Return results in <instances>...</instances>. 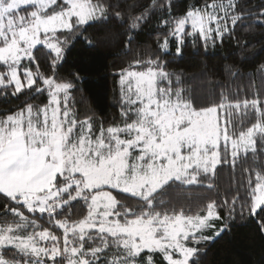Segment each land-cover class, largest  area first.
I'll list each match as a JSON object with an SVG mask.
<instances>
[{
  "label": "snow or ice",
  "instance_id": "snow-or-ice-1",
  "mask_svg": "<svg viewBox=\"0 0 264 264\" xmlns=\"http://www.w3.org/2000/svg\"><path fill=\"white\" fill-rule=\"evenodd\" d=\"M172 4L151 0L134 13L135 5L113 11L122 5L110 0H0V99L24 97L0 114V196L8 201L0 264H202L201 245L228 230L221 210L233 219L238 197L218 202L196 193L207 203L193 207L174 193L213 191L224 165H247L241 214L264 212V101H233L224 91L218 102L204 101L163 59L173 41L181 56L188 37L207 47L238 27H264V4L253 11L241 0H204L179 16ZM157 11L166 15L157 50L119 72L122 121L101 122L97 132L92 117L80 119L71 107L81 78L60 76L67 54L80 41L89 48L106 42L84 33L112 21L130 51ZM41 96L46 102H33ZM45 217L51 228L40 223Z\"/></svg>",
  "mask_w": 264,
  "mask_h": 264
},
{
  "label": "trees",
  "instance_id": "trees-1",
  "mask_svg": "<svg viewBox=\"0 0 264 264\" xmlns=\"http://www.w3.org/2000/svg\"><path fill=\"white\" fill-rule=\"evenodd\" d=\"M110 2L122 5V8L113 11L129 10L135 5L133 11L139 13L151 3V0H110ZM203 2L204 0H173L172 12L179 16L189 6ZM159 3H164V0H159ZM241 3L244 7L258 11L264 0H241ZM163 18H166L165 13L155 12L135 34L130 51L125 49L123 40L119 36L122 29L118 22L112 21L107 24H93L84 33L93 37L108 36L106 42L98 43L97 48H89L80 41L67 54L60 76L66 77L68 73H78L81 78L76 82V88L71 94V107L80 119L86 116L92 117L97 132L101 122L105 127L121 123L119 72L128 68L134 58L147 59L151 52L157 50V35L162 36L166 32V29L160 26V20ZM182 51L181 56L175 55V44L172 43L170 54L163 57L164 60L169 61L166 71L179 75L181 86L194 89L195 94L202 100L218 102L221 91H224L233 101L252 100L257 96L264 101V71H260V66L264 64V27L252 24L248 31L245 27H238L232 36H225L223 42L220 40L215 44L209 42L207 47L201 39L188 37ZM38 62L42 63L41 70L49 73L47 62L43 61V57ZM233 73L237 75L234 76ZM23 99L24 97H20V100ZM20 100L9 97L10 102H6L0 99V114H3V110L19 104ZM33 102L43 103L46 102V98L37 97ZM258 148L264 149V145H258ZM246 166L238 164L235 169L228 165L219 167L214 181L216 187L211 192L206 188H192L185 192L177 190L174 193V196L182 202L192 203L193 207L197 203L201 205L207 203V199H215L218 202L227 199L231 202L233 197H238L233 219H228L226 209L221 210V215L228 224V230L214 240L201 245L207 250V254L202 257V264H264V231H261L260 224L264 221V212L256 216L249 215L247 208L244 209L243 214L240 212V204L245 197V188L241 187V181L246 182L247 179L246 176L241 175V170ZM252 179L255 180V173L252 174ZM186 192H191L193 195L188 196ZM196 193H202L207 199L198 200ZM5 203L8 201L0 196V212L3 211ZM77 218L79 216L73 217V219ZM8 219H11V216ZM46 220L45 217L40 223L44 227L51 228ZM52 230L57 234L61 232L54 228ZM204 234L213 235L211 230L205 231Z\"/></svg>",
  "mask_w": 264,
  "mask_h": 264
},
{
  "label": "rangeland",
  "instance_id": "rangeland-1",
  "mask_svg": "<svg viewBox=\"0 0 264 264\" xmlns=\"http://www.w3.org/2000/svg\"><path fill=\"white\" fill-rule=\"evenodd\" d=\"M23 14V13H22ZM174 42V41H173ZM174 44H175V42H174ZM120 90V89H119ZM220 227V223L219 222H217V228H219ZM211 233H213L212 231H211ZM58 235H62V230H61V232L60 233H58Z\"/></svg>",
  "mask_w": 264,
  "mask_h": 264
}]
</instances>
